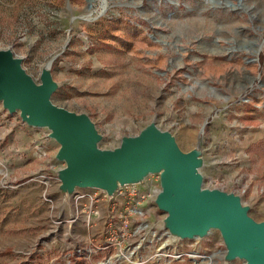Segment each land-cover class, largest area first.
Listing matches in <instances>:
<instances>
[{"label": "rangeland", "instance_id": "obj_1", "mask_svg": "<svg viewBox=\"0 0 264 264\" xmlns=\"http://www.w3.org/2000/svg\"><path fill=\"white\" fill-rule=\"evenodd\" d=\"M263 41L264 0H0V48L37 83L52 60V102L88 115L100 149L150 122L183 151L200 136L202 187L239 195L257 221L264 220ZM20 122L0 101V264H243L224 263L217 229L179 239L162 227L155 174L137 185L142 218L123 201L114 220L126 215L127 234L107 231L112 210L103 193L76 188L98 196L97 212L86 198L64 200L59 144L33 127L21 151Z\"/></svg>", "mask_w": 264, "mask_h": 264}, {"label": "water", "instance_id": "obj_2", "mask_svg": "<svg viewBox=\"0 0 264 264\" xmlns=\"http://www.w3.org/2000/svg\"><path fill=\"white\" fill-rule=\"evenodd\" d=\"M21 61L9 48H0V101L10 114L18 111L25 124L46 128L59 144L55 158L65 164L55 175L64 199L76 188L89 187L111 196L119 186L138 184L148 174H157L154 203L165 211L162 227L170 235L202 238L217 229L225 248L224 263L241 259L243 264H264V220L251 218L239 195L202 187L200 136L191 150L183 151L169 131L150 122L138 134L123 136L117 147L100 149L101 135L88 115L52 102L57 87L50 74L52 60L41 69L38 83Z\"/></svg>", "mask_w": 264, "mask_h": 264}, {"label": "built area", "instance_id": "obj_3", "mask_svg": "<svg viewBox=\"0 0 264 264\" xmlns=\"http://www.w3.org/2000/svg\"><path fill=\"white\" fill-rule=\"evenodd\" d=\"M158 178L159 181V176L157 174H155ZM50 177L49 176H44L43 177V185H44V190L42 191L43 193V198L44 201H47L49 205H52L53 203V199L52 196L50 195V193H48V186L50 184ZM151 180L148 179V176L144 179V181H142L141 183H144L145 185H148L149 182ZM141 183L138 184H133V185H123V186H119L114 193L109 196L107 194V192L102 191L100 189V192L103 193V197H105V200L108 204L107 207L111 208V213L109 215L108 218V225H107V231L108 230H113L114 233H118L119 232V236H124L127 234V229L126 226L129 223V221H127V217L126 215L121 218V214L118 221L114 220V217H117L118 215H115V209L116 207L119 205V203L123 202V201H128L131 205V207L128 209L129 214H132V216L136 217V219H141L142 215L144 214V209L141 206V203L144 201L145 199V193H143V191L141 192V189L137 186ZM156 190L159 191V188H157ZM157 191V192H158ZM157 194V193H156ZM73 201H79L82 198H86L88 200V209L89 211H93V212H97L98 211V207H97V202H98V196H96L94 193H90V192H79L75 189L74 194L70 197ZM66 200V199H64ZM77 208V207H76ZM78 209V208H77ZM78 213V211H77ZM77 216H74V218L72 219L75 220ZM126 217V218H125ZM116 227V228H113ZM137 228V226L135 227V229Z\"/></svg>", "mask_w": 264, "mask_h": 264}, {"label": "crops", "instance_id": "obj_4", "mask_svg": "<svg viewBox=\"0 0 264 264\" xmlns=\"http://www.w3.org/2000/svg\"><path fill=\"white\" fill-rule=\"evenodd\" d=\"M16 128H17V135H19V137L20 138L22 137V139H23L22 146H20V147L18 146V149H20L21 151L25 152L26 149H24V146L28 143L29 134H33L35 132L33 130V127H31L30 125H26L23 122H20L19 125ZM36 149H38V148L36 147ZM3 157H5L8 160L13 161L15 156L10 154V152L6 149V154Z\"/></svg>", "mask_w": 264, "mask_h": 264}, {"label": "bare ground", "instance_id": "obj_5", "mask_svg": "<svg viewBox=\"0 0 264 264\" xmlns=\"http://www.w3.org/2000/svg\"><path fill=\"white\" fill-rule=\"evenodd\" d=\"M47 64H48V63H47ZM47 64H46V65H47ZM198 143H199V141H197V143H196L197 146H199ZM190 255H191V258H193L194 261H198L200 258H202V257L198 254V252H197L196 250L193 251Z\"/></svg>", "mask_w": 264, "mask_h": 264}]
</instances>
